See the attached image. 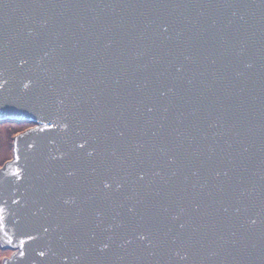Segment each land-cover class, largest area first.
Segmentation results:
<instances>
[{
  "label": "water",
  "instance_id": "water-1",
  "mask_svg": "<svg viewBox=\"0 0 264 264\" xmlns=\"http://www.w3.org/2000/svg\"><path fill=\"white\" fill-rule=\"evenodd\" d=\"M1 264H264V0H0Z\"/></svg>",
  "mask_w": 264,
  "mask_h": 264
},
{
  "label": "rangeland",
  "instance_id": "rangeland-1",
  "mask_svg": "<svg viewBox=\"0 0 264 264\" xmlns=\"http://www.w3.org/2000/svg\"><path fill=\"white\" fill-rule=\"evenodd\" d=\"M31 127V124L26 122L13 123V122H4L0 123V167L1 165L10 160L11 158V149H10V136L16 135L23 130H26ZM9 249H0V264L2 259L9 257Z\"/></svg>",
  "mask_w": 264,
  "mask_h": 264
}]
</instances>
